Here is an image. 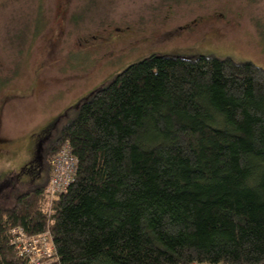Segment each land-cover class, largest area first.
I'll return each instance as SVG.
<instances>
[{"label":"trees","instance_id":"16d2710c","mask_svg":"<svg viewBox=\"0 0 264 264\" xmlns=\"http://www.w3.org/2000/svg\"><path fill=\"white\" fill-rule=\"evenodd\" d=\"M72 110L0 198V264H26L15 228L48 232L54 264H264V69L151 55ZM64 145L76 169L50 200Z\"/></svg>","mask_w":264,"mask_h":264},{"label":"rangeland","instance_id":"374dc122","mask_svg":"<svg viewBox=\"0 0 264 264\" xmlns=\"http://www.w3.org/2000/svg\"><path fill=\"white\" fill-rule=\"evenodd\" d=\"M61 11L67 13L64 24ZM217 15L222 23H216ZM197 18L203 19L201 28L182 29ZM140 26L161 32L160 38L130 50L107 73L87 76L81 91L68 85L42 91L43 78L62 76L58 71L67 66L80 37ZM77 49L74 60L84 59L83 45ZM151 55H211L264 69V0H0V198H8L12 184L19 193L24 190L20 186L29 176L23 166L34 152L29 169L42 165L55 130L36 147L39 133L60 116L57 129L77 103Z\"/></svg>","mask_w":264,"mask_h":264},{"label":"flooded vegetation","instance_id":"af4514ba","mask_svg":"<svg viewBox=\"0 0 264 264\" xmlns=\"http://www.w3.org/2000/svg\"><path fill=\"white\" fill-rule=\"evenodd\" d=\"M68 1V0H67ZM67 13L61 11L59 13V20L63 21L60 24H64L66 22ZM216 23H222L221 19L218 18V15L216 17ZM204 25L203 19L197 18V20H193L185 26L182 29H189V28H198L202 27ZM228 26H232V24L229 22ZM161 36V32H157V34H153L150 30H147L144 26H140L139 28H114L111 31L107 33L97 32L92 35H85L79 38V41L77 43V47L83 45L84 50V59H80L79 61L74 60L73 55L74 52H78V49H72L74 51H69V57L67 58V66L60 68L59 73L62 75L54 76L52 78L53 80H45L47 78H43V87L46 89H43V92H46L48 87H51L52 85H68L70 88L77 89L81 91L84 89V84L87 76H94V74H101V73H107L110 71L116 62L118 63L120 59L124 58L128 52L132 49H139L140 46H145L147 44L153 43L154 41L158 40ZM57 38H55V41L57 42ZM81 42V43H79ZM55 43V42H54ZM52 44V41H51ZM54 45V44H53ZM118 60V61H117ZM40 66V65H39ZM42 68V65L40 66V69ZM53 70L56 69V67L52 68ZM50 72V71H48ZM47 72V73H48ZM92 73L93 75H90ZM76 74L75 77H69V75ZM39 75L38 77H40ZM73 78V79H72ZM72 79V81H71ZM67 109L65 111L68 112ZM64 113V114H65ZM60 117V116H59ZM58 117V118H59ZM56 119L49 124L46 128H51L55 125H52ZM45 128V129H46ZM44 129V130H45ZM36 147L41 145V142L39 139L35 137ZM33 140V141H34ZM37 158L36 152L31 155L29 161H27V165H24V170L29 168V163H32L33 166L35 165V159Z\"/></svg>","mask_w":264,"mask_h":264},{"label":"built area","instance_id":"2783aa9c","mask_svg":"<svg viewBox=\"0 0 264 264\" xmlns=\"http://www.w3.org/2000/svg\"><path fill=\"white\" fill-rule=\"evenodd\" d=\"M76 160L70 154L69 147L64 145L51 162V173L46 187L50 200H55L65 192L73 179ZM11 244L16 254L26 261V264H54L57 256L48 232L28 235L22 229L11 231ZM206 264V263H191Z\"/></svg>","mask_w":264,"mask_h":264}]
</instances>
